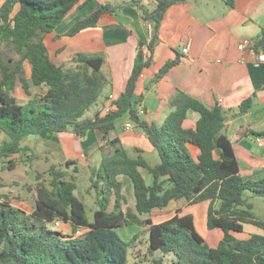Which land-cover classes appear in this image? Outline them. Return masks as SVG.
Returning a JSON list of instances; mask_svg holds the SVG:
<instances>
[{"label": "trees", "instance_id": "obj_1", "mask_svg": "<svg viewBox=\"0 0 264 264\" xmlns=\"http://www.w3.org/2000/svg\"><path fill=\"white\" fill-rule=\"evenodd\" d=\"M81 0H5L0 6V42L8 51L0 55V129L8 140L0 145V159L25 150L22 141L30 135L59 140V133L72 132L79 137L98 132L112 150L103 156L90 173L95 193L94 219L87 213L85 201L76 195L77 178L66 167L52 164L50 183L40 182L32 212L0 201V262L12 264H128L130 254L140 243L141 233L124 239L120 227L140 225L147 228V252L174 255L173 264H264V233L238 238L245 224L264 230V220L253 212L247 195L264 197V177L244 178L234 144L224 133L225 112L209 107L197 98L180 92L171 99L174 110L158 126L140 117L136 97L137 83L152 60L145 58L144 42L139 43L135 63L126 89L115 100L116 109L83 118L98 102L110 84L103 72L104 58L78 52L68 62H57L50 54L46 35L53 31ZM91 0H85L87 4ZM187 0H154L141 6L142 16L152 25L147 45L153 52L159 42V29L168 8ZM234 5L235 0H227ZM19 8L15 11L16 6ZM120 6L101 4L78 20L66 34L96 27L104 14H116ZM257 46L264 45V34ZM13 53V54H12ZM25 62L31 66V81L26 77ZM178 59L168 61L150 81L157 82ZM30 82L45 87L26 104L18 102L14 91L21 86L31 96ZM149 87V86H148ZM253 106V98L244 100L241 112ZM189 110L200 113L195 127L184 122ZM128 115L140 127L160 156L150 165L142 156L133 157L117 137L110 133L119 118ZM193 147L198 149L195 154ZM17 159L9 160L15 167ZM140 168L152 177L148 183ZM131 180L134 206L128 204L121 177ZM188 204L209 201L207 227L219 228L223 237L217 246L201 235L192 214H176L160 223L153 216L175 200ZM70 223L73 234L53 227ZM85 229L79 235L78 230ZM155 264L163 258L154 257Z\"/></svg>", "mask_w": 264, "mask_h": 264}, {"label": "crops", "instance_id": "obj_2", "mask_svg": "<svg viewBox=\"0 0 264 264\" xmlns=\"http://www.w3.org/2000/svg\"><path fill=\"white\" fill-rule=\"evenodd\" d=\"M4 1L0 0V6ZM84 1L81 0L59 25L46 35V44L50 54L59 63L68 62L71 56L78 52L104 58L102 70L109 78L110 84L107 86L108 92L103 95L102 107L99 110L107 104L109 95L114 94L118 98L126 89L139 43L144 42L142 47L145 58H151L152 62L144 69L137 83L136 97L143 95L138 104L140 117L162 126L174 110L171 99L180 92L197 98L209 107L219 105L226 116L223 131L234 144L240 163V174L244 178L264 177V145L258 141L264 139V56L260 60V55H264V45H256L264 34V0H235L233 6L227 0H187L173 4L168 8L160 25L159 42L153 52L147 47L151 39L152 25L143 18L141 10V6L148 7L151 1L91 0L83 4ZM103 3L120 6V9L116 14H104L96 27L84 29L75 35L66 34L78 20L95 11ZM18 8L17 5L15 11ZM244 41L249 44L241 49L239 44ZM187 46L188 52H184L183 48ZM174 59H178V62L157 82L150 83L160 69ZM24 66L26 77L31 81V66L28 62H25ZM45 89L30 82L32 95L26 94L27 100L20 101L15 91L14 95L19 103L26 104L31 97L43 94ZM250 97L253 98V106L248 111L241 112L242 102ZM199 118V112L189 110L184 125L195 127ZM127 123H131L132 128L127 129ZM98 134L90 131L86 136L79 137L72 132H62L59 134V140L54 141L63 147L69 146L68 152L78 154L83 150L85 155L95 158L90 155V151L102 153L104 146V140L98 143V139H94L100 135ZM110 137L119 138L131 156H142L152 166L160 162L157 150L144 131L128 115L117 120L116 128L110 133ZM193 150L195 154L198 153L197 148L193 147ZM106 154H101V159L98 157L92 166L98 167ZM73 161L77 162L75 159ZM140 170L147 182L151 183L152 177L148 181L146 176H150L148 171L145 168ZM123 177L121 179L124 182ZM247 195L253 204L255 215L264 220V201L259 204L260 210L253 202L254 195L250 192ZM183 200L172 201L168 208L153 216V221L160 223L170 219L178 208H181L184 214L185 207L191 204ZM10 203L18 207L14 202ZM128 204L134 206V203ZM19 206L27 213L32 212L23 204ZM166 213L170 216L157 219ZM60 225L63 226V234L72 230L70 223L61 222ZM84 230L78 231L82 233ZM245 233H264V230L252 224H245L242 234ZM133 234L131 233L130 237ZM234 234L238 238L249 237H240L241 233ZM216 236L219 238L213 246L218 245L223 231Z\"/></svg>", "mask_w": 264, "mask_h": 264}, {"label": "rangeland", "instance_id": "obj_3", "mask_svg": "<svg viewBox=\"0 0 264 264\" xmlns=\"http://www.w3.org/2000/svg\"><path fill=\"white\" fill-rule=\"evenodd\" d=\"M8 51V48L0 42V55H4ZM13 54V53H12ZM109 87H105L103 95L108 92ZM15 95L20 101L27 100V95L24 90L19 86L16 89ZM103 95L99 98L98 102L92 105V107L86 112L83 118H91L94 116L96 111L102 107ZM68 133V132H66ZM60 134V133H59ZM65 135V134H63ZM99 135V134H98ZM98 143L102 142L103 139L101 135L97 138ZM8 140V136L0 129V145ZM102 144V143H101ZM104 146L101 149L102 153L96 154L91 150L89 153L93 157H88L85 155L83 150L81 152L72 153L69 146L63 147L58 142L54 140L43 139L37 135L27 136L22 141V146L25 150L20 153H16L5 159H0V201L14 202L18 208L19 205L23 204L27 210L32 211L35 207V202L37 199V189L36 186L40 182L50 183L52 178L50 167L52 164H59V166L66 167V161L77 160L75 164H71L68 170L76 175L77 178V190L76 195L82 198L87 205L88 217L91 221L94 219V209L97 207L95 205V193L91 189L90 172L98 157L101 159L103 153H109L112 148L109 145L103 143ZM102 144V145H103ZM75 150V148H74ZM102 154V155H101ZM17 159V164L15 167L9 166V160ZM89 164V165H88ZM92 167H91V166ZM148 176V181L151 175ZM124 193L130 204L134 203L133 186L131 180L124 176ZM249 193V192H248ZM186 203V200H183ZM264 201V198L258 195H254L253 202L256 203L260 209V203ZM209 201H201L195 204L187 205L185 207L184 214H192L195 217L196 227L198 232L204 236V238L211 245L217 244L219 236L222 234V230L217 228L214 231L209 230L207 227V213L209 208ZM261 210V209H260ZM259 212V210H258ZM256 212V214H258ZM173 214V213H172ZM165 216L157 217V219H164L170 214L166 213ZM259 215V214H258ZM63 226H58L57 230L63 231ZM147 228L140 225H131L126 227H120L117 229L118 233L124 238L129 239L131 233H141V242H136V250L133 254H130L128 264H155L153 262L154 257L163 258V264H173L172 260L174 255L171 253H162L161 251H156L152 255L147 252V242H149V233ZM68 234H73L72 230ZM66 234V235H68ZM74 235H79L78 232ZM240 237L249 236L247 233L239 234ZM0 264H12L10 262Z\"/></svg>", "mask_w": 264, "mask_h": 264}, {"label": "built area", "instance_id": "obj_4", "mask_svg": "<svg viewBox=\"0 0 264 264\" xmlns=\"http://www.w3.org/2000/svg\"><path fill=\"white\" fill-rule=\"evenodd\" d=\"M149 1H154V0H149ZM150 29H151V26H150ZM248 44H249L248 41H244V42H242V43L239 44V47H240L241 49H243V48H245ZM183 51H184V52H188V46H187V47H184V48H183ZM263 56H264V55H260V60L263 58ZM116 99H117V98L114 96V94L109 95V97H108V102H107V104H106V105L103 107V109H102V114H106V113H108V112H110V111H112V110H114V109L117 108V107H116V104H115V100H116ZM126 128H127V129L132 128V124H131V123H127V124H126ZM258 141L260 142L261 145H264V139H263V140L258 139ZM60 224H61V221H56L55 223H53V227H54V228H56V227L58 228V226H60ZM78 233H81V231H78Z\"/></svg>", "mask_w": 264, "mask_h": 264}]
</instances>
